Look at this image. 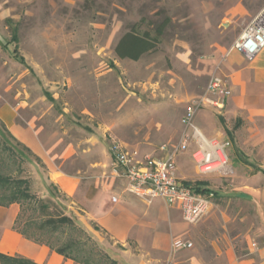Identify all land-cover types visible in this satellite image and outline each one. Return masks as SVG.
Returning a JSON list of instances; mask_svg holds the SVG:
<instances>
[{"label": "rangeland", "instance_id": "obj_1", "mask_svg": "<svg viewBox=\"0 0 264 264\" xmlns=\"http://www.w3.org/2000/svg\"><path fill=\"white\" fill-rule=\"evenodd\" d=\"M237 4L253 15L264 9V0H0V107L10 105L20 124L35 125L64 172L121 184L109 165L114 146L163 157L161 147L178 143L181 121L207 94L211 77L228 81L224 67L230 57L223 56L250 21L227 19ZM166 19L156 48L137 61L118 58L115 48L125 33L135 26L154 33ZM212 109L200 107L196 116ZM4 147L0 139V171L33 179L32 191L41 198L32 157L21 153L27 160L18 173L19 155ZM192 152L190 147L178 158L180 178L198 191H212L203 182L212 175L195 172ZM57 195L66 215L74 217L67 209L70 199ZM25 209L27 217L42 220L29 204ZM45 238L55 247L72 241L77 255L110 264L106 239L73 227Z\"/></svg>", "mask_w": 264, "mask_h": 264}, {"label": "crops", "instance_id": "obj_2", "mask_svg": "<svg viewBox=\"0 0 264 264\" xmlns=\"http://www.w3.org/2000/svg\"><path fill=\"white\" fill-rule=\"evenodd\" d=\"M226 14L227 19L250 18V23L259 13L237 4ZM224 74L232 89L225 110L201 111L196 118L207 136L231 141L234 173L203 181L217 200L210 214L193 225L179 207L163 199L148 203L126 193L123 181L64 172L49 156L35 125L20 124L10 105L0 107V122L47 167L40 172L30 165L42 196H50L54 188L65 194L67 209L93 236L109 242L108 251L119 264H264V49L251 60L232 53ZM109 155L112 167L113 151ZM19 212V204L0 207V254L36 264H78L14 230ZM178 239L192 247L174 248Z\"/></svg>", "mask_w": 264, "mask_h": 264}, {"label": "built area", "instance_id": "obj_3", "mask_svg": "<svg viewBox=\"0 0 264 264\" xmlns=\"http://www.w3.org/2000/svg\"><path fill=\"white\" fill-rule=\"evenodd\" d=\"M233 43L223 56L225 60L232 53H239L251 60L264 49V9ZM231 95L232 89L227 79L213 75L207 94L188 108L183 118L184 132L178 143L161 147L163 157L142 153L125 145L114 146L112 175L123 181L125 192L148 203L163 199L169 206L179 207L188 224H197L210 214L215 193L208 190L198 191L180 178L178 158L193 147L192 159L195 172L199 175H233L234 167L229 153L231 141L221 137H209L195 123L198 108L212 107L222 113ZM113 201H118V198L114 197ZM173 246L183 249L192 247V244L178 239Z\"/></svg>", "mask_w": 264, "mask_h": 264}, {"label": "trees", "instance_id": "obj_4", "mask_svg": "<svg viewBox=\"0 0 264 264\" xmlns=\"http://www.w3.org/2000/svg\"><path fill=\"white\" fill-rule=\"evenodd\" d=\"M169 19H166L161 25H159L154 33L150 31L140 32L137 26H135L131 31L125 33L117 44L115 48L116 55L120 59H129L133 61L140 60L142 56L150 51H152L158 43L164 30L169 24ZM17 32L14 33L13 41H18ZM16 51V57L20 59V62H24L22 57H19ZM0 132H4L6 138L0 133V139H2L4 148L9 151L15 152L19 155L18 167L16 171L21 172V165L27 159L21 153H26L29 158L30 165L34 166L37 170L39 166H44L39 157H36L32 151L25 145L18 142L14 136L7 130L5 125L1 123ZM23 172V171H22ZM33 179L24 178V176H15L14 173L1 172L0 171V207H9L12 204L20 205V212L14 224V230L24 235L27 239L42 245H45L52 249L53 251L59 253L67 259L73 260L80 264H96L92 257L89 255L79 256L76 254L74 247L76 243L69 242L63 247H55L54 243L45 238L46 233L53 234L64 227H73L92 236V233L81 223L77 217L66 215L65 209L57 202V192L58 189L54 188L51 191L49 197L38 196L37 191L33 192L31 183ZM200 191V190H199ZM206 191V190H205ZM29 204L31 207L35 208L42 220H37V218L27 217V209L25 205ZM97 231L99 227L95 226ZM107 260L110 264H119L118 260H115L109 253L106 254ZM0 264H36L29 259L22 257H10L7 255L0 254Z\"/></svg>", "mask_w": 264, "mask_h": 264}]
</instances>
